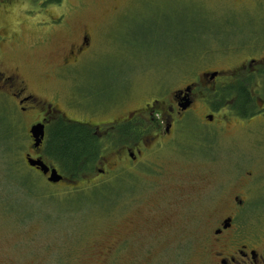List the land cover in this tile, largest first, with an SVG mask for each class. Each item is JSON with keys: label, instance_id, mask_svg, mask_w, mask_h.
Segmentation results:
<instances>
[{"label": "rangeland", "instance_id": "1", "mask_svg": "<svg viewBox=\"0 0 264 264\" xmlns=\"http://www.w3.org/2000/svg\"><path fill=\"white\" fill-rule=\"evenodd\" d=\"M84 28L90 48L62 68ZM0 35V72L17 73L39 105L20 113L0 102V264H213L211 232L233 214L235 196L251 201L234 222L240 238L264 242L260 112L246 119L221 109L211 125L189 124L196 129L176 150H145L136 162L115 154L130 141L106 143L105 164L56 184L25 161L42 155L28 130L51 102L76 123L132 112L142 120L148 105H174L196 74L221 71L216 88L232 82L248 60L264 58V0H0ZM252 91L260 109L262 90ZM214 96L201 81L197 121ZM12 161L21 170L7 171ZM29 185L41 207L30 217Z\"/></svg>", "mask_w": 264, "mask_h": 264}, {"label": "flooded vegetation", "instance_id": "2", "mask_svg": "<svg viewBox=\"0 0 264 264\" xmlns=\"http://www.w3.org/2000/svg\"><path fill=\"white\" fill-rule=\"evenodd\" d=\"M87 30L85 28L82 29L81 33L77 35L75 41L71 42L72 46L69 50L68 55V57L71 59H67L65 57L62 68H68L67 66H71V69H73L75 68V65L79 64V62L84 58L91 44V31H89V29ZM0 40H2L1 35ZM248 61L250 62V65L249 63L246 66L244 64L241 73H237V75H231V78H233V80L242 79L244 77H247L248 75L256 77V67L264 64V58L261 60L251 58ZM54 73L55 71L52 70V72L49 73V76H59V73ZM196 75V80L199 81L198 83H191L190 85H187L184 88L176 91V95L174 94L173 97L175 102L174 105H168L165 107H152L153 105H148L147 109L151 108L152 110L148 112L146 117L147 119L141 120V118L138 117V113L132 112V116H127L126 119H121L120 121L118 120V122L112 120L97 123L92 121L90 122L87 120H75L79 121V124H81L82 126H87L91 137L99 141L100 146L97 149L98 152L96 154V161L101 160L100 163L104 162V158H101L100 155L103 151L104 146L108 142V138L111 135H114L116 137L127 136L125 138L126 141L128 140L131 142L130 145H124L120 149L115 151L118 160L122 159L125 154H127L132 162H136L138 155L143 154V151L145 152V150L154 149L157 153H160L161 148L166 147L170 148L171 151L173 149L176 150V145H178L180 142V145H182V142H184L186 139H189L188 132H192L189 128L196 129L195 127L188 126L189 124H192L194 126H198L201 124H213L215 119V113L217 111L219 112L221 109L228 107L226 105H215L214 96L213 100H210L211 103L205 107V111L207 113L204 115L205 119H200V121H197L199 115L197 114L198 111L196 110L197 106L194 104V93L196 92V90L200 86V82L202 81L204 82L206 88L211 89V92L215 94V91L218 89L216 88L218 86L217 80L222 75V72L219 70H213L210 72H202ZM209 83H211V86L208 85ZM28 89L29 85L25 84L24 79H22L17 73L8 75L5 71L0 72V95H2V100H0V102H3L4 98L7 102V98H9L8 103H10L11 101L16 110L20 113L26 110H35L39 106L37 104L38 101L35 97V93L32 92L30 89L28 91ZM251 92L253 94V91H250V93ZM57 97L58 96L54 93L53 100H56ZM256 101H258V99H256ZM185 102H187L188 105L186 107H183V104ZM51 103L47 105L46 109H44L40 120L34 123H42L44 125V136L40 145L35 148L40 151L42 155H39L36 158H41L50 168L54 166L45 161V156L43 153L44 146L47 140L49 139L50 128L59 120L71 123L72 120H74L72 118L66 117L65 114H62L63 110L57 107V104L55 102H53L52 104ZM41 104L43 107V102H41ZM1 106L7 107L6 105ZM161 108H163V110H161ZM258 112H260V114L258 115L264 116V104L260 105V109H258L257 113ZM255 115L247 116L244 118L252 119L253 117H255ZM200 116L203 118V114ZM125 122L129 123L132 126L131 130L127 132L126 136L124 135L123 131L121 134L119 131L123 129L120 128V126ZM145 134L147 135L146 138H148V142H150L147 145L143 144V141L141 140L143 138L142 136ZM28 136L31 140V146L33 147L34 140L30 135L29 130ZM27 155L29 154H26V156ZM98 172L103 173L104 170L98 169ZM42 175L47 179L49 173ZM64 179L65 178L63 177V179L57 183L62 182ZM233 201H235L238 207L235 206V211L232 215H226L217 220L216 225L214 226L211 232V250L214 252L213 256H215L213 264H264L263 240L252 239L250 237H248L247 240L242 238V240L240 238L241 227L240 225L234 224V222H237L236 218L240 214V209H242L243 207H247L251 201L248 203L247 201L238 198V196H235L233 198ZM215 245L217 246L216 250Z\"/></svg>", "mask_w": 264, "mask_h": 264}, {"label": "trees", "instance_id": "3", "mask_svg": "<svg viewBox=\"0 0 264 264\" xmlns=\"http://www.w3.org/2000/svg\"><path fill=\"white\" fill-rule=\"evenodd\" d=\"M61 1L62 0H44V3L57 4ZM256 68V77L248 75L242 79H236L232 82L220 85L215 91V105H226L229 109L234 111L237 116L242 118L255 115L259 108L255 96L252 92L250 93V91L257 87L260 91L262 90L260 97L264 99V64ZM120 128H123L119 130L120 134L123 131L126 136L132 126L125 122L121 124ZM4 134L6 135V139L9 138L8 130H6ZM126 137L111 135L107 143L125 142ZM99 146V141L91 137L87 126L84 127L79 123L59 120L50 128L49 139L44 146L43 153L45 158H49L53 161L59 172L61 171L63 177L70 180L78 178L84 172L92 168L96 161V154ZM17 166L18 165H15L12 161L6 170H21ZM28 182L32 183L29 177L26 181H23V185H26ZM26 189V195L29 197V201L32 204V208L28 214L30 217L32 212L38 211L41 207L35 206V203H33V197L36 195L30 190V185L27 186Z\"/></svg>", "mask_w": 264, "mask_h": 264}, {"label": "water", "instance_id": "4", "mask_svg": "<svg viewBox=\"0 0 264 264\" xmlns=\"http://www.w3.org/2000/svg\"><path fill=\"white\" fill-rule=\"evenodd\" d=\"M188 91V90H187ZM188 105L187 102L183 104V107ZM29 133L34 140L33 147L37 148L44 136V125L42 123L34 124L30 127ZM25 161L29 167L36 168L42 174L49 173L47 181L50 183H57L63 179L62 175L57 171L55 167H49L41 158H31L29 155L25 157Z\"/></svg>", "mask_w": 264, "mask_h": 264}]
</instances>
